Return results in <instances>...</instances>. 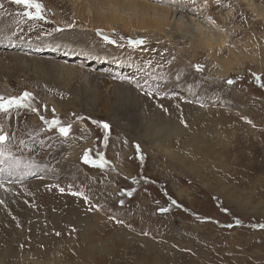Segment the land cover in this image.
<instances>
[{"label":"rangeland","instance_id":"obj_1","mask_svg":"<svg viewBox=\"0 0 264 264\" xmlns=\"http://www.w3.org/2000/svg\"><path fill=\"white\" fill-rule=\"evenodd\" d=\"M140 1L213 36L132 33L126 11L98 0H36L42 19L0 0V97L30 94L0 112L1 264H49V243L54 264H264V0H252L261 16L238 0ZM14 57L60 65V77ZM174 99L233 117H215L204 142L197 120L182 146L171 138L187 167L144 130Z\"/></svg>","mask_w":264,"mask_h":264},{"label":"bare ground","instance_id":"obj_2","mask_svg":"<svg viewBox=\"0 0 264 264\" xmlns=\"http://www.w3.org/2000/svg\"><path fill=\"white\" fill-rule=\"evenodd\" d=\"M98 1L101 4H105L106 8L110 9L111 11H116V10L126 11L124 14L125 17H124L123 23L127 24L126 28L128 29V31L132 33L147 34L150 37L152 35H158V34L167 35L169 33H173V34L180 33V34H187L195 42H198L203 39L205 40L208 38L211 39L214 33V27H212V25L206 26L203 22L198 21L196 18L192 16L191 17L189 16L188 18L184 19L185 17H183L179 13V11L174 10L168 6L152 4L147 1L146 2L143 1L146 3L144 4V3H141L142 1L140 0H124L123 2L122 1L118 2L119 0H115V1L98 0ZM238 1H242V2L246 1L247 3L246 5L250 8V10L254 12L255 16L262 15V11L253 4L252 0H238ZM139 6H144L146 8L143 10ZM96 30H97L96 28L92 29V31H94L95 33H99ZM14 61L17 67L24 70L26 73L28 72V68L32 67L33 68L32 74L33 75L35 74L36 78H38V76L42 77L41 73L44 72V70L50 72L56 78H59L60 71L62 70V68H60L61 67L60 65H57L54 63L50 64L47 67L39 64V67H38L37 62H33L28 59L23 60L20 57L18 58L14 57ZM37 68H40V71L36 70ZM46 79L47 78H45L44 81H46ZM91 82L90 81L86 82V87L89 90H92L91 88L93 85L91 84ZM76 99H78V95ZM178 100L174 99L170 102L166 101L165 103H161L170 112V114L167 115V117L166 116L164 117L161 113L155 112V110H151V113L149 112L148 116L154 118L153 120L154 125L152 127H150L149 125H146V127H144L145 128L144 130L147 132L150 131L147 138L149 140V143L152 146L161 147V149H163V151L171 159L177 160L180 163V165H182V167H187L185 164L188 160L190 161V159L187 157L185 153L174 152L168 149L169 141L171 140V138L174 136L181 137L183 130L184 131L186 130L188 132L189 131L193 132L192 124L194 123V121L197 120L198 122L200 121L199 127L201 126V128L203 129V130L201 129L203 132V135L200 138V142H204L206 139L210 138V136L207 134V132H209V128L217 125L216 122H211L215 117H219L220 119H223L226 123H230L233 117L223 116L221 115L220 112H215L213 110L211 111L209 109L199 110L195 107H189L187 105L180 106L177 103V102H180ZM146 105L147 106L149 105V107L151 106L149 102L148 103L146 102ZM35 120H36L35 117L30 118V125L26 127V130L24 131V133L25 132H27V134L32 133L33 131L32 123L35 122ZM208 122L210 123L202 127L204 123H208ZM223 129H224L223 134L225 135L224 138L228 139V136L231 130L228 129L227 127H223ZM134 140L141 143V141L138 138ZM185 140L187 141L186 137H181L180 139L176 138V140H174L175 141L174 144L178 146H182ZM88 146L89 144L87 145L85 144V146H83L82 149L85 150L86 147ZM157 148L158 147H156V149ZM129 153H130L129 151H126L125 156L126 154L130 155ZM189 170H191L190 167H189ZM175 193L178 197H181V195L184 194V191L178 190V192H175ZM74 215H75L74 213L70 215L71 218H75ZM7 252H8V257L10 258L16 257L11 253L10 249H7ZM41 253L43 256H47L46 258H50L46 260L47 263L54 264V261L56 262L57 258L53 260V257L57 254V251L53 243L45 244L44 248L41 250ZM148 262L149 260H147V262L142 263V264H148Z\"/></svg>","mask_w":264,"mask_h":264},{"label":"snow or ice","instance_id":"obj_3","mask_svg":"<svg viewBox=\"0 0 264 264\" xmlns=\"http://www.w3.org/2000/svg\"><path fill=\"white\" fill-rule=\"evenodd\" d=\"M13 3L18 4V5H23L26 9H34L35 12L33 14V12L30 11H25L23 14L25 16H28L29 18L32 19H42L43 17L41 16V9H42V5L38 2H36V0H12ZM140 43H143L142 41ZM30 98V94L29 93H24L22 97L19 98H9V99H5L4 97H0V112H4L7 113L9 111V109L13 108V107H24V103L23 101H26ZM53 124H57L58 121H54L52 122ZM105 128L107 127V125L104 126ZM60 133L62 135H67L68 133V129L67 128H60L59 129ZM8 137L6 135H4L2 132H0V144H4L7 141ZM2 154V153H0ZM85 162L89 163L90 161L87 159V156H85ZM261 227H264V225H262Z\"/></svg>","mask_w":264,"mask_h":264},{"label":"water","instance_id":"obj_4","mask_svg":"<svg viewBox=\"0 0 264 264\" xmlns=\"http://www.w3.org/2000/svg\"><path fill=\"white\" fill-rule=\"evenodd\" d=\"M4 135H5V133L4 132H2Z\"/></svg>","mask_w":264,"mask_h":264}]
</instances>
